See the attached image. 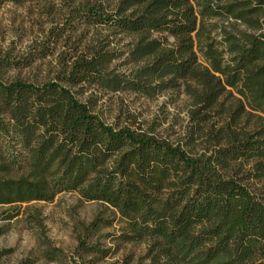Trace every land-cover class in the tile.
<instances>
[{
	"label": "trees",
	"instance_id": "trees-1",
	"mask_svg": "<svg viewBox=\"0 0 264 264\" xmlns=\"http://www.w3.org/2000/svg\"><path fill=\"white\" fill-rule=\"evenodd\" d=\"M213 19L249 32L227 23L218 41ZM73 22L108 35L62 56L55 81L0 78V207L9 208L1 220L76 193L115 213L120 240L146 244V264H264V0H84L63 26ZM61 33L52 29L50 40ZM110 37L130 38L127 52L110 48ZM85 85L145 98L183 86L192 131L172 143L153 130L108 125L93 112L95 99L72 92ZM249 180L262 181L259 194ZM109 224L98 219L89 230ZM45 254L55 260L60 251ZM75 254L74 264H93L109 250L80 239Z\"/></svg>",
	"mask_w": 264,
	"mask_h": 264
},
{
	"label": "rangeland",
	"instance_id": "rangeland-1",
	"mask_svg": "<svg viewBox=\"0 0 264 264\" xmlns=\"http://www.w3.org/2000/svg\"><path fill=\"white\" fill-rule=\"evenodd\" d=\"M79 1L84 0H29L21 5L12 3L0 4V64L5 59V67H0V78L3 81L23 80L41 85L55 81L63 67L62 56L80 52L87 45H96L108 35L97 28L87 27L77 22L63 26L70 10ZM217 26L211 34L220 40L219 26H227L229 31H248L244 25L233 20H209ZM61 29L59 38L50 31ZM71 27H74L71 28ZM58 32V30L56 31ZM249 32V31H248ZM110 48L126 51L128 37H110ZM53 41V42H50ZM171 41V40H170ZM33 51H50L43 59H37L28 66L19 61ZM118 60L120 65L124 58ZM1 66V65H0ZM130 66H119L120 72H128ZM81 102L95 99L93 112L106 124L112 126L140 127L142 130H153V133L172 143L183 140L192 131L189 117L191 99L184 92V87L168 90L153 98H145L126 91L105 93L94 86L73 88ZM203 148L199 142L194 151ZM257 194L262 190V181L249 180ZM8 207H0V264H74L78 261L75 254L78 240L88 244L97 243L102 249L109 250L104 259L93 264H146L144 260L147 246L145 243H126L118 237L122 234L123 223L107 206L99 202L81 201L76 193H61L51 203H30L23 205L19 215L10 221H2ZM37 215L40 224L32 218ZM98 219L110 224L99 226L92 232L89 226ZM50 249L60 251L58 258L49 260L45 252ZM96 256L86 255L85 261H93Z\"/></svg>",
	"mask_w": 264,
	"mask_h": 264
}]
</instances>
